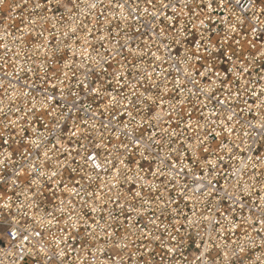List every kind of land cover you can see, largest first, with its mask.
Here are the masks:
<instances>
[{
    "label": "snow or ice",
    "instance_id": "snow-or-ice-1",
    "mask_svg": "<svg viewBox=\"0 0 264 264\" xmlns=\"http://www.w3.org/2000/svg\"><path fill=\"white\" fill-rule=\"evenodd\" d=\"M142 15L149 39L121 44ZM5 19V66L38 62L60 99L74 82L94 101L0 98L7 264H246L264 249V155L249 144L257 130L264 144V0H14ZM215 177L234 178L227 208L201 199Z\"/></svg>",
    "mask_w": 264,
    "mask_h": 264
},
{
    "label": "built area",
    "instance_id": "built-area-1",
    "mask_svg": "<svg viewBox=\"0 0 264 264\" xmlns=\"http://www.w3.org/2000/svg\"><path fill=\"white\" fill-rule=\"evenodd\" d=\"M13 2L14 0H5L4 5L0 6V16H3V17L7 16L8 6L11 5ZM165 2H167V0H165ZM168 14H171L170 9L168 10ZM153 22L154 21L152 20L151 17L143 16V15L140 16L139 20L130 19L128 22V27L125 28L124 32H122L121 35L117 37L116 39H118L121 44H123L124 41L127 39L128 44L133 48H136L137 45L143 46L144 41L148 40L151 35V33L149 32V28ZM3 23H12V21H8L6 19L3 20V22L0 23V29H2ZM16 23L18 24L19 21L17 20ZM10 41H11V37H9L8 41H5V42H10ZM113 42L115 43V40ZM0 55H2V50H0ZM125 55H127L126 50H125ZM37 64L21 62L20 65L13 67L10 62L7 66H5L4 62L0 60V98H4L5 105H8L9 103L8 99L5 98V89H7V95L9 97L15 96L16 104L20 106L21 108L24 107V101H25V98L22 95L23 93H29V96L27 97L29 102L32 100L33 97H35L36 100L39 101L41 97H43L45 94L47 95L54 94L56 96V100L52 101V105L54 107L57 104L61 106L57 109L58 112L60 111L68 112V110L72 108L73 104H76L77 106L81 107V109H83V106L89 103H94L92 98L86 96L82 89L78 90L75 87L74 82L72 84L71 92H68L66 90V94H65L66 98L60 99L59 86H57V88L55 89H53V87L51 86L52 84L56 83L55 80H52L50 78L51 72H49L48 79L42 78L43 74L40 73ZM21 66L24 69L23 71H19V68ZM29 67H32L34 69V72L27 71ZM5 72H10L12 73V75H5ZM76 92L79 93V98H77L76 95L72 94ZM17 94H21V95H17ZM72 114L73 116H76V115H79L81 117L85 116V112L83 110L77 113L76 110L73 109ZM100 119H106V117L105 116L98 117L97 122H99ZM248 119H252V117L249 116ZM54 122H55L54 119H49L46 116L43 117L42 120L40 121L39 130L41 132L44 131V128L42 127L44 123H48L51 126V124H53ZM70 123L71 121H69V124ZM61 128H65V125L63 123H61ZM249 131L252 132L254 130L249 129ZM49 138L54 139V137H49ZM233 139L235 138L233 137ZM253 139L256 140V143H252ZM249 144L252 147L253 155H256V154L264 155V144H262L259 141L258 130H257V136L249 137ZM244 155H247V153H244ZM232 164H235L237 167H239L240 162L239 160H236V161L225 160L223 165H220V167L225 168L227 171L230 172ZM194 179H195V176H186L185 180L182 181V183L187 182L189 184H193ZM215 180L219 181V183L217 184V189H216L215 194L211 198L201 197V199L206 201L207 208L209 209L212 208L214 204L220 203L221 200H223L221 207L227 208L231 205V201L228 199L225 193L226 192L230 193L234 191V189L229 186L231 182L234 180V178L228 177L227 179H225L223 177H215L214 182ZM204 182L206 183V180ZM0 187H2V185H0ZM251 202H252L251 198L248 199L247 203L249 205H251ZM257 203H258V200H257ZM200 208L203 209L204 204H201ZM205 214L207 215L208 213L205 212ZM244 214L245 215L248 214V208H245ZM10 219H11V216L7 212H0V230H4V231L9 230ZM258 226L259 225H257V227ZM253 236L256 237L257 245H259V237L256 236V233H253ZM0 249L9 250V244H8L7 239H5L2 243H0ZM157 251H159L158 247H157ZM261 251H264V249H260L259 247L255 249H251L250 252L245 257L246 264L248 261L254 260L255 256ZM185 254L188 256H191L193 254L192 249L187 248L185 251ZM9 259H12V257L5 258L2 254H0V260H3L4 264H7V260ZM159 259L160 257L157 256L158 262H159ZM23 264H29V260L28 259L24 260Z\"/></svg>",
    "mask_w": 264,
    "mask_h": 264
}]
</instances>
